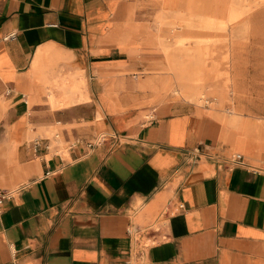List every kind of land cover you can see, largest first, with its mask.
<instances>
[{"label": "crops", "instance_id": "obj_1", "mask_svg": "<svg viewBox=\"0 0 264 264\" xmlns=\"http://www.w3.org/2000/svg\"><path fill=\"white\" fill-rule=\"evenodd\" d=\"M137 2L0 0V188L19 189L0 264H264V118L171 91L201 60L167 61ZM57 129L120 138L60 156ZM198 145L215 156L194 160ZM235 149L246 166L217 157ZM157 222L155 243L127 229Z\"/></svg>", "mask_w": 264, "mask_h": 264}, {"label": "rangeland", "instance_id": "obj_2", "mask_svg": "<svg viewBox=\"0 0 264 264\" xmlns=\"http://www.w3.org/2000/svg\"><path fill=\"white\" fill-rule=\"evenodd\" d=\"M137 3L138 11L154 18L151 24L160 29L167 61L171 53L190 68L193 56L201 60L191 78L183 76L187 83L178 88L171 86V91L203 103L212 95H223L225 104L235 102L232 99L235 97L243 104L237 111L264 118V0H138ZM149 56L157 57V49ZM259 58L262 63L257 64ZM211 75L216 79L227 78L229 85L223 90L221 86H208L205 83ZM56 132L60 133L61 144L67 146L61 130Z\"/></svg>", "mask_w": 264, "mask_h": 264}, {"label": "built area", "instance_id": "obj_3", "mask_svg": "<svg viewBox=\"0 0 264 264\" xmlns=\"http://www.w3.org/2000/svg\"><path fill=\"white\" fill-rule=\"evenodd\" d=\"M14 34H10L8 37L12 36ZM11 92V89L8 90V93ZM120 136L117 133H107V132H102L97 134L95 137L89 140H85L82 137H76L75 139L66 142V145H62L60 142V133L56 132L53 137V141L49 142L47 144L48 148H54V153L56 155L60 156H68L70 154V150L74 147H76L79 143L85 142L87 145V148L90 150H93L95 147L101 145V144H106V143H111L112 145L115 144L119 140ZM50 140V139H49ZM37 144H40V142H37ZM188 154L194 158V160H200L201 158L204 157H214L215 155L212 154L207 150V146L205 145H198L194 147L193 149L188 151ZM217 157L223 159L224 161L229 162L230 167L234 166H246L247 161L245 159V155L243 152L238 151V150H230L227 151L226 154L219 155L217 154ZM50 171H48L49 173ZM18 188H0V206H2L7 200L13 198L16 196L18 193ZM183 207L184 204H181ZM168 213V210H164L162 215H165ZM128 232L131 235L135 236H142L144 233H149L150 238L149 241L151 243H155L158 238H157V232H162L163 231V224L162 222H157L154 223L148 227H141L136 223H130L128 225ZM163 239L168 238L166 233L162 234Z\"/></svg>", "mask_w": 264, "mask_h": 264}, {"label": "bare ground", "instance_id": "obj_4", "mask_svg": "<svg viewBox=\"0 0 264 264\" xmlns=\"http://www.w3.org/2000/svg\"><path fill=\"white\" fill-rule=\"evenodd\" d=\"M246 139V138H245Z\"/></svg>", "mask_w": 264, "mask_h": 264}]
</instances>
